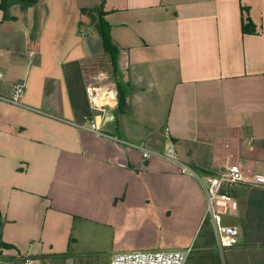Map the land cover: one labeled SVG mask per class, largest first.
<instances>
[{
	"label": "crops",
	"instance_id": "obj_1",
	"mask_svg": "<svg viewBox=\"0 0 264 264\" xmlns=\"http://www.w3.org/2000/svg\"><path fill=\"white\" fill-rule=\"evenodd\" d=\"M86 7H102L119 51L114 84L125 103L104 115L88 87L112 63ZM248 21L252 33L243 32ZM18 85L25 92L13 104ZM102 116L107 136L79 127ZM231 163L264 179V0H6L0 8V264H67L85 229L98 241L132 221L131 248L112 256L166 250V231L180 239L171 250L264 264V182L228 190L224 223L240 236L222 250L203 234V186L183 172Z\"/></svg>",
	"mask_w": 264,
	"mask_h": 264
},
{
	"label": "built area",
	"instance_id": "obj_2",
	"mask_svg": "<svg viewBox=\"0 0 264 264\" xmlns=\"http://www.w3.org/2000/svg\"><path fill=\"white\" fill-rule=\"evenodd\" d=\"M34 53L32 51L31 55ZM24 92V85L16 86L10 102L20 104ZM88 92L93 110L99 111L103 115L106 114V109L117 106L118 92L112 85L95 86L92 84L88 87ZM102 117V121L99 118L88 119L85 124L79 125V127L100 136H107L103 129L104 116ZM151 154L150 151L144 150L145 158ZM183 172L196 177L203 186L207 201L205 220H208L212 225L220 248L223 250L236 245L239 242L240 228L224 223V215L230 213L234 202V197L228 190L240 182L263 184L264 179L262 177L248 179L237 163H231L224 172L219 173L201 174L186 166L183 167ZM191 252L192 248L116 253L111 257L109 264H187ZM24 264H43V261L39 258H27Z\"/></svg>",
	"mask_w": 264,
	"mask_h": 264
},
{
	"label": "rangeland",
	"instance_id": "obj_3",
	"mask_svg": "<svg viewBox=\"0 0 264 264\" xmlns=\"http://www.w3.org/2000/svg\"><path fill=\"white\" fill-rule=\"evenodd\" d=\"M99 78L93 85L100 86V85H112L116 87L114 84L115 76L111 71L108 75H98ZM117 89V87H116ZM134 223L129 227H120L110 237H106L100 240L92 239L90 232L84 230V237L80 244L72 245L74 258L72 261H68L67 264H109L111 256L116 251L128 250L131 248L129 246V241H125V237H134ZM180 243V239L178 234L169 233L164 231L161 238V245L166 250H171L176 248V246ZM135 250V249H134ZM157 250V249H155ZM197 256L194 258L192 257L189 263H194L196 261Z\"/></svg>",
	"mask_w": 264,
	"mask_h": 264
},
{
	"label": "trees",
	"instance_id": "obj_4",
	"mask_svg": "<svg viewBox=\"0 0 264 264\" xmlns=\"http://www.w3.org/2000/svg\"><path fill=\"white\" fill-rule=\"evenodd\" d=\"M21 1L31 3V2H35L37 0H21ZM5 6H6V0H2V2L0 4V8H5ZM82 14L84 16H88L89 18H91L92 24L96 27V29L100 35V38H101L103 50L106 54H108L110 56L111 63H112L113 75L115 76L116 80L118 81V54H119V51H118L117 46L114 44L112 36H111V26L105 19L106 13L103 11L102 7H86V8L82 9ZM251 25L252 24L249 21L247 23H245L243 26V32L244 33L254 32L255 28H253V26H251ZM249 26H251V29H249ZM124 103H125V97H124V94L122 91V87H121L120 83L118 82V103H117V107L121 108ZM3 224H4V221H3L2 215L0 213V234H1ZM203 234L208 236V238L210 240L215 239L214 230L211 228V225H210L208 220H205V222L203 224ZM0 243H1V245L4 246L2 241ZM195 256H197L196 261L194 263H189L190 259L192 257L194 258ZM187 264H223V261H222L221 257L217 256L216 254H214V255H211V254L200 255V254H198V251L195 252V254H194V250H192Z\"/></svg>",
	"mask_w": 264,
	"mask_h": 264
}]
</instances>
